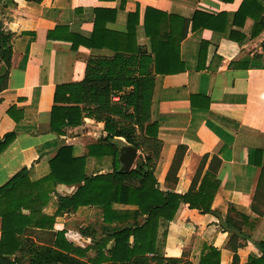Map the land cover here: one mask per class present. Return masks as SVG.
<instances>
[{"label":"crops","instance_id":"1","mask_svg":"<svg viewBox=\"0 0 264 264\" xmlns=\"http://www.w3.org/2000/svg\"><path fill=\"white\" fill-rule=\"evenodd\" d=\"M242 1L127 0L122 8L121 0L2 1L0 25L11 36V56L6 88L0 92V141L8 133L15 138L0 154V187L23 169L32 183L40 181L49 175L48 163L60 148L70 146L72 156L82 158L88 146L106 137L103 123L90 118L64 128L61 137L50 130L55 87L80 82L88 59L114 55L105 48L72 51L64 39L69 34L91 39L95 9L116 11L114 22H107L105 28L125 33L127 15L138 8L136 41L147 51L142 20L148 7L184 19L195 12L224 13L223 33L200 29L189 32L180 43L183 72L154 76L150 118L157 125L161 144L153 169L159 190L184 195L204 156L208 160L197 187L210 159L220 160L211 213L201 214L180 204L173 220L158 228L155 255L198 264L207 247L218 252L219 264H233L234 256L235 264L258 259L257 244H264V30L251 37L254 21L247 18L242 29H237L242 38L229 40L233 15ZM256 3L264 9V0ZM202 43L206 49L199 58ZM178 148L183 149L181 160L177 170L170 172ZM110 168V158L85 157L87 177L108 174ZM76 190V186L55 185L42 215L54 217L59 199L71 198ZM112 209L135 211L136 207L113 204ZM102 217V207H66L54 218L51 232H63L66 242L85 249L91 238L80 230L103 225ZM227 217L239 229V237L231 241V248L237 246L235 252L227 244L236 229L222 226Z\"/></svg>","mask_w":264,"mask_h":264},{"label":"trees","instance_id":"2","mask_svg":"<svg viewBox=\"0 0 264 264\" xmlns=\"http://www.w3.org/2000/svg\"><path fill=\"white\" fill-rule=\"evenodd\" d=\"M4 0H0L1 2ZM110 2L112 0H99ZM127 0H121L120 8ZM231 2L232 0H223ZM264 9L256 0H243L233 15L229 40L238 42L240 30L247 18L254 21L251 37L264 30ZM91 39L67 35L71 50L108 49L111 58H90L83 79L55 87L50 112V130L61 137L63 129L78 126L83 118L103 123L105 138L88 146L85 157L101 160L110 158L111 171L104 175L87 177L85 157L74 158L70 146L60 148L49 163V175L32 183L23 169L0 187V264H190L180 259H164L155 255V244L160 224L171 222L180 204L201 214L211 213V203L218 188L216 173L220 160L210 159L207 171L197 182L208 160L204 156L196 171L190 189L184 195L163 192L153 176L160 142L157 125L151 122L150 108L154 76L183 72L179 59L180 43L189 32L200 29L223 33L226 15L216 16L195 12L190 19L168 15L154 8H146L142 26L148 41V51L138 46L135 28L139 23L138 8L127 15L125 33L107 30V22H114L116 11L94 10ZM235 28L236 30H234ZM59 30V29H57ZM49 37H53L49 33ZM11 36L0 25V92L6 88L10 66ZM204 43L199 58L205 54ZM15 135L8 133L0 141V154L11 144ZM122 139L124 143H121ZM132 146L144 155L142 166L128 172L120 171L119 149ZM178 148L170 172L181 160ZM76 186L71 198H60L59 209L52 218L42 215L55 185ZM197 187V188H196ZM113 204L136 207L135 211H114ZM66 207H102L101 226L88 227L80 233L91 238L85 249L65 241L63 232L53 233L54 218ZM242 221L246 218L242 217ZM116 224L112 227V224ZM234 226L236 233L228 242L239 237L237 224L228 217L222 226ZM98 227V230L95 228ZM240 237H242L240 235ZM237 246L231 248L235 252ZM260 257L248 264H264V244L258 243ZM93 252L91 256L88 252ZM206 252V253H205ZM237 262L234 256L233 264ZM198 264H219V254L204 247Z\"/></svg>","mask_w":264,"mask_h":264},{"label":"water","instance_id":"3","mask_svg":"<svg viewBox=\"0 0 264 264\" xmlns=\"http://www.w3.org/2000/svg\"><path fill=\"white\" fill-rule=\"evenodd\" d=\"M118 162L121 172H128L133 164L138 167L142 166V162L137 161V150L132 146H123L119 149Z\"/></svg>","mask_w":264,"mask_h":264},{"label":"rangeland","instance_id":"4","mask_svg":"<svg viewBox=\"0 0 264 264\" xmlns=\"http://www.w3.org/2000/svg\"><path fill=\"white\" fill-rule=\"evenodd\" d=\"M2 68H3V65L0 63V72L2 71ZM138 152H139V153H138L137 161H139V157H140V156H143V155H144L142 152H140V151H138Z\"/></svg>","mask_w":264,"mask_h":264}]
</instances>
